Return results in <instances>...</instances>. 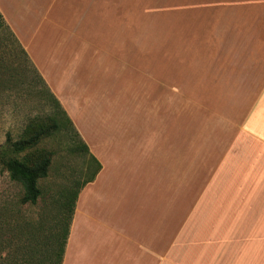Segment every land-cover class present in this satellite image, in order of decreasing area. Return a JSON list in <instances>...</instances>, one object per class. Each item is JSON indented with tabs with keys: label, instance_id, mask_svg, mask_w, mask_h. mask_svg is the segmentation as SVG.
<instances>
[{
	"label": "crops",
	"instance_id": "0c3cea01",
	"mask_svg": "<svg viewBox=\"0 0 264 264\" xmlns=\"http://www.w3.org/2000/svg\"><path fill=\"white\" fill-rule=\"evenodd\" d=\"M0 14L100 164L61 264H264V0H0Z\"/></svg>",
	"mask_w": 264,
	"mask_h": 264
},
{
	"label": "rangeland",
	"instance_id": "374dc122",
	"mask_svg": "<svg viewBox=\"0 0 264 264\" xmlns=\"http://www.w3.org/2000/svg\"><path fill=\"white\" fill-rule=\"evenodd\" d=\"M138 75L142 76L143 73ZM128 76L129 85L126 88L124 81L123 89L131 92L137 88L138 83L132 82L135 81V72ZM113 100H117L118 104L127 102V98ZM50 115L61 120L60 112L54 108L52 97L24 50L18 45L14 35L0 26V148L23 138L30 122L43 121ZM34 148L51 152L47 174L37 181L40 197L34 204L21 203L22 185L10 179L8 172L0 168V217L2 211L8 209L18 221L39 225L42 231L48 232L57 218L66 217L63 212L59 215L57 205L58 201L63 200V192L70 194L78 190L93 173L95 164L81 148L79 139L67 122L42 137L33 148L11 155L20 158ZM209 248V253H213L215 248L211 245ZM204 249L205 245L202 243L200 249L195 246L192 252L198 257Z\"/></svg>",
	"mask_w": 264,
	"mask_h": 264
},
{
	"label": "trees",
	"instance_id": "16d2710c",
	"mask_svg": "<svg viewBox=\"0 0 264 264\" xmlns=\"http://www.w3.org/2000/svg\"><path fill=\"white\" fill-rule=\"evenodd\" d=\"M0 26H4L7 31L13 34L1 14ZM16 42L18 43L17 40ZM25 55L27 57L26 52ZM33 68L37 72L34 66ZM37 75L45 85L38 72ZM48 92L52 97L54 108L60 112L61 120H58L55 115H50L43 121L30 122L23 138L0 148V168H4L8 172L10 179L22 185L23 193L20 201L23 204H34L40 197L41 192L37 181L47 174L51 152L34 148L20 158L12 156V153L33 148L42 137L56 131L65 122L71 125L80 141L81 148L88 153L86 144L80 139L60 103L49 90ZM90 159L94 162L95 169L91 176L80 185V188L86 182L91 181L99 170L100 164L91 156ZM80 188L70 194L67 191L63 192V200L58 201L57 205L59 215L63 212L66 213V217L57 218L48 232L42 231L43 229L39 225L33 226L29 222L18 221L13 216V212L4 209L1 213L2 217H0V264H61L74 203Z\"/></svg>",
	"mask_w": 264,
	"mask_h": 264
}]
</instances>
